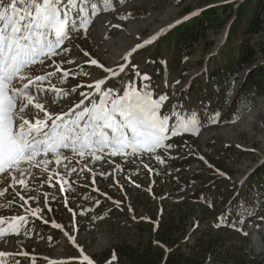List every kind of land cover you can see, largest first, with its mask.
I'll use <instances>...</instances> for the list:
<instances>
[{
	"label": "rangeland",
	"instance_id": "374dc122",
	"mask_svg": "<svg viewBox=\"0 0 264 264\" xmlns=\"http://www.w3.org/2000/svg\"><path fill=\"white\" fill-rule=\"evenodd\" d=\"M90 2L100 5L101 10L92 15L87 32L77 28L62 45L68 49L67 52H60L59 56L46 59L43 65L37 63L30 69L33 76L45 75L55 70L52 64L54 60L60 63L62 69L69 71L63 83L60 74L53 77V81L70 94L57 99L54 104L46 105L48 110L67 111L83 98L79 95L81 91H92L85 87L87 83L106 75L103 68L85 63L89 58L105 67L114 68L120 65L121 55L132 49L131 62L121 75L123 79L119 77L108 84L117 86V89L122 88L125 82L147 85L145 91L151 90L154 99L160 95L168 97L161 107L162 115L174 116L179 113L189 120L196 116L200 126L193 132L170 137L166 144H171L172 148H164L163 151L157 149L153 156L130 154L128 157H118L102 152L99 153L102 159L94 160L90 156L81 158L66 150L63 154L71 159V163L65 160L69 169L67 175H64V167L56 163L55 156L45 157L50 160L47 167L51 174L61 176L64 183L66 181L67 193H72L69 203L78 218V234L53 178L47 180L51 175L34 168L35 179L28 177L30 191L25 193L21 186L13 187L26 197H36L30 201L35 208L41 209L39 213L49 225L59 224L67 231L61 230V235L58 230L36 224L27 226L26 235L11 234L9 238H0V251L24 250L29 254L27 259L15 258L9 260V264L14 260L19 264H44L46 257L55 258L50 261L65 260L63 264H88L78 249L94 264H125V260L121 263L115 258L114 248L128 245L143 251L147 241L154 235L157 223L159 225L161 219L178 217L180 214L189 215L194 221L189 226L191 232V228L199 226V208L195 203L197 193L203 192L206 197L212 195V199L222 198L221 201L226 199V205H229L234 199L232 195L236 196L237 192L234 191L239 185L243 187L253 172L264 163V95L255 107L229 123H222L219 114L213 112L209 125L201 124L204 122L200 118L202 114L195 107L196 100L206 98L204 95L202 97L201 93L204 92L201 91L206 88L204 82L207 81L208 71L213 69V62L225 44L227 28L219 32L210 30L207 41L211 39L214 42L212 48L209 49L204 42L195 45L188 60L177 63V71L178 67L180 69L178 77L169 75L173 52L166 46L161 45V59L156 61L152 58L156 52V41L168 36L179 25L210 6L223 3L212 5L203 0H113L110 6H105L102 0ZM152 36L155 37L153 41L150 39ZM149 41L151 43L147 46L142 45ZM85 52L89 55L85 56ZM144 75L150 79L143 80ZM72 88H76V91L71 92ZM238 88L239 84L235 90ZM156 156L164 162L160 163ZM183 159L191 164L185 167L181 162ZM143 165L156 167L157 178L156 181L153 179V187L150 186V174L142 168ZM73 167L75 172L70 171ZM93 174L97 186L99 184L101 187H98L101 193L94 186ZM118 176L123 184L119 183L121 185L117 187L114 180ZM74 184L85 188L73 189ZM204 186L210 188L205 189ZM4 187L7 185L0 184V188ZM11 188H8L5 197H0V204L12 198L14 193ZM46 193L49 194L50 203L42 196ZM19 203L17 197L11 207L0 209V217L20 215L21 212L29 214L24 208H20L21 211L17 208ZM48 207L52 212H48ZM261 217H264V206L257 210L251 220L257 224L246 235L240 234L241 230L235 234L233 244L239 248L235 252H243L247 257L258 256L259 262L264 264V219ZM222 223L225 224V221L218 218L209 219L202 225L207 226L206 234L209 237L217 238L227 231L218 230L224 229ZM70 236H73L77 248L67 238ZM215 262L223 263L220 258H215Z\"/></svg>",
	"mask_w": 264,
	"mask_h": 264
},
{
	"label": "snow or ice",
	"instance_id": "6c2138e0",
	"mask_svg": "<svg viewBox=\"0 0 264 264\" xmlns=\"http://www.w3.org/2000/svg\"><path fill=\"white\" fill-rule=\"evenodd\" d=\"M102 3L110 6L113 0H102ZM100 10V5L90 0H0V184L7 185L0 188V197L6 196L9 187L14 193L10 200L0 204V209L11 207L18 197L19 208L33 215L41 211L40 208H25L29 200L36 197H26L13 186H21L25 193L30 191L28 177L35 179L34 168L49 171L50 160L45 157L50 153L55 155L56 163L64 167V175H67L68 165L62 161L71 163V159L59 149L94 160H101L99 153L108 149L113 150L110 153L113 156H126L129 150L132 155H144L160 148H171V144H166L170 137L193 132L200 126L196 116L189 120L179 113L162 115L160 110L168 97L160 95L154 99L151 90L145 91L147 85L125 82L117 89L104 78L87 83L85 87L92 91H81L79 95L83 99L67 111L48 110L46 105L70 94L58 87L53 77L62 73L63 83L69 72L54 60L55 71L45 75L33 76L30 69L59 56L60 52H67L68 49L62 47L64 41L77 28L86 33L92 15ZM84 55L89 54L85 52ZM85 63L103 68L113 78L125 71L124 65L113 69L91 58ZM142 79L150 78L144 75ZM70 91L75 92L76 88ZM156 159L164 162L159 156ZM70 171L76 169L73 167ZM60 188L64 191V183ZM5 219L20 222L9 229V233L15 235H20V228L27 223L25 215H18L0 217V226ZM53 227L61 226L53 224ZM4 235L0 227V237ZM17 255L29 254L21 250L0 251V264H8L5 258ZM84 260L92 264L88 256H84ZM12 264L19 262L14 260Z\"/></svg>",
	"mask_w": 264,
	"mask_h": 264
},
{
	"label": "trees",
	"instance_id": "16d2710c",
	"mask_svg": "<svg viewBox=\"0 0 264 264\" xmlns=\"http://www.w3.org/2000/svg\"><path fill=\"white\" fill-rule=\"evenodd\" d=\"M203 1L212 5L223 4L210 6L179 25L162 41H156L152 58L161 59V45L166 46L173 52L169 75L178 77L177 63L188 60L199 43L204 42L211 49L214 42L207 41L210 30L219 32L227 28L225 44L213 62V69L208 71L204 82L206 88L201 91L204 92L202 97L206 98L196 100L195 107L202 114V124L209 125L213 112L219 114L222 123H229L250 111L264 95V0ZM244 70L247 71L241 77ZM237 84L239 88L235 90ZM190 90L192 93V88ZM234 192L237 197L233 194L234 199L229 205H226V199L221 201L222 198L212 199V195L206 197L203 192L197 193L195 203L199 208V226L189 232V226L194 224L189 215L161 219L143 251L139 247L119 245L114 248L115 258L121 263L125 260V264H214L215 258H220L222 264H261L258 256L247 257L243 252H235L239 248L233 243L240 230V234L249 233L257 224L251 220L264 206V163L243 187L239 185ZM218 218H222L227 226L218 230L227 231L221 237H209L207 226L202 223Z\"/></svg>",
	"mask_w": 264,
	"mask_h": 264
},
{
	"label": "bare ground",
	"instance_id": "6f19581e",
	"mask_svg": "<svg viewBox=\"0 0 264 264\" xmlns=\"http://www.w3.org/2000/svg\"><path fill=\"white\" fill-rule=\"evenodd\" d=\"M161 26H163V25H161ZM161 30V29H160ZM161 34V33H160ZM159 34V35H160ZM153 38V36L152 37H150V39H152ZM152 41H153V39H152ZM132 47V46H131ZM126 48V47H125ZM127 50V49H126ZM131 50H129L127 53H124V54H122L121 55V57H122V60H121V62H119L120 63V65H124V67H126V65L129 63V61H131V60H129V58H130V55H131V52H130ZM126 52V51H125ZM116 56V55H115ZM131 59V58H130ZM120 65H118V66H120ZM118 66L116 67H114L113 69H117L118 68ZM112 67H113V65H112ZM102 78H104V79H106V83L108 84V82L111 80V79H113V77L111 76V74L110 73H106V75L104 76V77H102ZM59 262V260H52V261H50V264H54V263H58Z\"/></svg>",
	"mask_w": 264,
	"mask_h": 264
}]
</instances>
